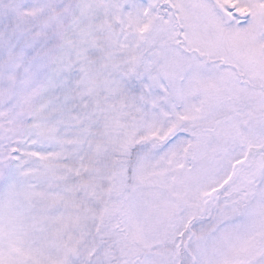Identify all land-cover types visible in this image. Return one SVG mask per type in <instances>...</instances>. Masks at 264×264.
<instances>
[{"label": "snow or ice", "instance_id": "6c2138e0", "mask_svg": "<svg viewBox=\"0 0 264 264\" xmlns=\"http://www.w3.org/2000/svg\"><path fill=\"white\" fill-rule=\"evenodd\" d=\"M0 264H264V0H0Z\"/></svg>", "mask_w": 264, "mask_h": 264}]
</instances>
